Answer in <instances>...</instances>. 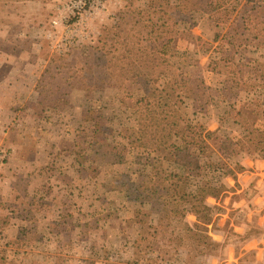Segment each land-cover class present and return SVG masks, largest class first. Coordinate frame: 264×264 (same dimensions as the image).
Listing matches in <instances>:
<instances>
[{"label":"rangeland","instance_id":"obj_1","mask_svg":"<svg viewBox=\"0 0 264 264\" xmlns=\"http://www.w3.org/2000/svg\"><path fill=\"white\" fill-rule=\"evenodd\" d=\"M64 1L0 0V20L8 35L16 36L19 32L31 36L43 34V23L48 18L46 15L59 11ZM194 1L199 5H207V0ZM240 1L238 21L233 34L237 43L244 44L247 37L246 21L249 17H264V0ZM192 3V0H180L171 4V8L178 13H192L193 21L178 23L179 34L170 54L153 55L146 47L135 57L124 54L122 44L119 43L123 41V35L119 34L120 26L117 23L121 19V24L132 26L138 19L148 21L154 18L156 11L147 6L146 0H118L116 12L120 18L104 24L100 33L97 27L92 29L91 21L107 8L92 14L80 27L65 28L55 24L53 28L49 27L52 36L42 44L43 59L38 56L27 58L32 64L38 63V68L36 66L33 70L26 71L23 76L28 78L24 85H5L2 82L4 75L0 70V98L18 99L17 102L13 101L16 106H12L13 102L9 98L0 102L8 110L13 109L11 117H7L5 109L0 110V149H11L8 160L0 170V216H7L13 211L10 224H0V264H118L139 258L137 254H133L132 245H128L125 249L118 247L113 258H103L102 262L95 263L92 249L97 245V240L82 239L76 233L69 232L67 222L61 226V233L49 234L50 229L62 220V213L74 211V202L58 194L60 188L55 185L47 191L43 210L32 215L36 207L22 204L21 199L16 200V183L21 175L25 179L30 176L32 170L29 165L33 159L41 156L46 143L58 142L63 152H69L73 148L72 139L65 132L61 134L66 126L84 129L97 147L109 143L118 151L126 152L130 129L127 118L129 110L140 106L152 113L166 108V104L156 108V102L148 106L153 98L148 87L158 85L160 73L157 69L162 66L171 67L176 55L189 60L197 59L201 67L196 75L177 72V82L185 91V102L178 111L176 126H170L165 131L160 147L144 155L143 164H123L111 168L112 180L123 184L127 178L125 175L134 178L144 171H151L153 158L164 154V141L167 139L174 144L178 162L168 163L165 168L173 172L176 179L197 175L199 185L192 186L191 191L207 195L210 203L218 205V226L210 227L213 238L222 241L223 232L220 228L234 227L231 222L240 223V227L244 229H235L243 232L242 234H252V238L243 242L239 236L226 230L229 241L226 242V248L219 250V257L199 254L195 241L188 239L181 246L177 260L166 261L165 264H264V228L254 229L249 226L245 229L244 225L247 208L254 210L253 218L264 222V77L251 86L258 101L256 122L246 127L232 126L233 119L227 116V109L222 101L227 99L237 102L240 97H234L236 93L241 97L246 95L239 91L241 82L228 74L222 83H218L217 79L221 76L207 72L212 54L208 44L212 43L214 48L217 47L223 37L221 34L218 39L217 33H224L227 28L226 25L219 24L216 13L195 11ZM54 16L57 18L58 14ZM89 19L90 27L87 24ZM25 35L22 39L26 42ZM197 37L202 40L198 41ZM223 41L226 45V40ZM260 42L264 45V38ZM98 50L100 54L108 55L110 52V55L100 57L96 55ZM224 51L226 52V46ZM246 56L248 59L251 57ZM257 66L264 70L262 62H258ZM5 71L14 74L13 70ZM129 92H134L139 97H130ZM20 97L27 99L25 105L21 103ZM35 97H61V101L65 103L61 102L55 110L48 102L40 104L39 101H33ZM174 100L175 97L172 102ZM237 104L242 108L243 103ZM157 116L162 120L160 114ZM220 120L225 134L228 130L235 138L247 135L251 142L245 150H217L211 157L201 156L196 148L195 131L199 129L197 123L216 130L220 126ZM12 125V130L6 136L5 131ZM15 148L14 153L12 149ZM226 171L227 175L224 173L221 176ZM232 176L237 181L232 180ZM237 190L241 196L238 202L242 211L233 216L231 212L226 213L229 201V198L226 200V194ZM227 191L230 192L226 193ZM213 198L216 199L211 200ZM68 207L70 208L67 209ZM103 217L112 220V226L124 233L125 237L133 238L139 231L140 226L130 221L128 216L119 218L116 213L109 212L103 214ZM189 219L195 221L196 217L190 215ZM227 223L231 224L226 225ZM23 228L27 229L26 232L22 231ZM149 233L152 238L161 242L159 250L169 247L165 230L151 229ZM121 243L118 242V246ZM146 257L154 255L148 253Z\"/></svg>","mask_w":264,"mask_h":264},{"label":"trees","instance_id":"obj_2","mask_svg":"<svg viewBox=\"0 0 264 264\" xmlns=\"http://www.w3.org/2000/svg\"><path fill=\"white\" fill-rule=\"evenodd\" d=\"M179 1L146 0L147 6L156 11L154 18L148 21L138 19L132 26L121 24L120 19V24H117L120 26L119 34L123 35V41L119 43L122 44L124 54L135 57L144 47L153 55L172 53L174 40L179 34L178 23L193 21L192 13H178L171 8V4ZM192 2L193 10L216 13L219 24L226 25L227 28L226 32L217 33L218 39L223 35L217 47L214 48L212 43L208 44V49L213 55L209 57L207 72L221 76L223 79H217L218 83H222L228 74L241 82L240 90L246 95L241 97L236 93L234 97H240L237 102L243 103L242 108L237 102L227 99L222 101L227 109V116L233 119L232 126L246 127L254 124L258 101L251 86L256 80L264 77V70L257 66L258 62L264 64V45L260 42V39L264 38V17H249L245 25V43H237L233 31L238 21L240 0H207L206 6L199 5L194 0ZM196 39L202 40L200 37ZM223 40H226V45ZM106 54H100L98 50L96 55L109 56L110 52ZM246 55L251 57L248 59ZM175 57L171 67L162 66L157 69L160 73L158 85L152 84L148 87L153 97L148 106L156 102V108L165 104L166 108L152 113L140 106L129 110L127 118L130 129L126 152L118 151L109 143L97 147L84 129L66 126L61 134L65 132L72 139L73 148L69 152H63L58 142L46 143L41 156L33 159L29 165L32 170L30 176L25 179L24 175H21L16 183V200L21 199L22 204L36 207L32 215L43 210L47 191L55 185L60 188L58 194L74 202V211L62 213V220L50 229L49 234L61 233V226L67 222L69 232L76 233L82 239L97 240V245L92 249L95 263L102 262L103 258H113L114 251L119 250L118 247L125 249V246L132 245L133 254H137L139 258L118 264H165L166 261L177 260L181 246L188 239L195 241L199 254L219 257V250L226 248V242L229 241L226 230L239 236L243 242L252 238V234H242L234 228L222 227L220 229L223 232V240L217 241L213 238L210 227L218 226V205L210 203L207 195L191 191L192 186L199 185L197 175L176 179L173 172L165 168L168 163L178 162L174 144L167 139L164 141V154L153 158L151 171H144L134 178L125 175L127 178L123 184L112 180L111 168L123 164H143L144 155L160 147L165 131L170 126H176L178 111L185 102V91L177 82V72L196 75L201 67L197 59L180 58V55ZM128 96L139 97L134 92H129ZM60 98L42 97L39 103L48 102L57 110L61 102L65 103ZM159 114L162 120L158 118ZM219 124L216 130H211L206 125L197 123L199 129L195 131L196 148L201 156L211 157L217 150L232 152L235 148L245 150L248 147L251 142L249 136L232 137L228 130L225 134L222 120ZM224 173L227 174V171L221 176ZM80 199L81 202H78ZM109 212L116 213L119 218L130 217V221L140 226L139 231L133 238L125 237L124 233L112 226V220L103 217V214ZM12 213L13 211H10L7 216H0V224L9 225ZM190 215H194L196 220H190ZM151 229L165 230L166 240L172 246L159 250L161 242L151 237ZM26 230L22 229L24 232ZM118 235L120 239L116 237ZM118 242H122L121 246H118ZM18 243L20 244L19 241ZM148 253L154 257H146Z\"/></svg>","mask_w":264,"mask_h":264},{"label":"crops","instance_id":"obj_3","mask_svg":"<svg viewBox=\"0 0 264 264\" xmlns=\"http://www.w3.org/2000/svg\"><path fill=\"white\" fill-rule=\"evenodd\" d=\"M116 1L118 2V0H112L109 3V5L107 6V9L91 21V26H92L93 30L95 29V27H97V29H99L98 33H100L101 30L104 28V26L107 23H109V22L111 23V21L114 22V20H117L120 18L117 15L118 5L116 4ZM53 13L58 14V16H59L58 11H54ZM53 13H52V15H46L48 18L46 20H44V23H43V24H45L42 27L43 28V34L38 33L36 35L34 34L33 36H31L30 34L25 35V33H20V32L16 36H13L11 34L8 35V32L3 27V21L0 20V59H2V62L0 61V70L2 71V74L4 75L2 77L4 79L2 82H4L5 85H7L9 87H13L16 85L17 86L18 85L19 86L24 85L25 80L28 78V76L27 77L23 76L26 73V71L27 70H33L36 66H37L36 69L38 68V63H36L37 65L35 63L32 64L31 62H28L27 58L32 59L34 56H38V58H40L41 60L43 59L42 56L44 55V52L42 51V44H43V42H45L46 38H50V36H52V34L50 33V31L48 29L51 26L53 28L54 20L57 19V18H55ZM89 22H90V19L87 21L88 26H89ZM60 26L65 27V28H69V26L67 24H63V23L60 24ZM44 29H46V31ZM23 35H25L27 37L26 42L24 41V39H22ZM44 58H46V57L44 56ZM5 70H13L14 74H10L9 72H6ZM21 71L24 73H21ZM230 76H232V75H230ZM22 77H23V79L21 80ZM232 77L234 79H236L234 76H232ZM237 81H239V80H237ZM239 91H240V93L243 92L240 90V87H239ZM5 98L11 99L12 102L18 101V99H16L17 97H1L0 102H3V100ZM24 98L25 97H20V101H21V103H23L25 105L26 104L25 100H27V99H24ZM41 98L42 97H35L33 99V101L38 102ZM15 102L12 103V106H16ZM2 109H5L6 112L8 113L7 117H11L13 109L8 110V108L0 105V110H2ZM20 113H22V112H20ZM12 128H13V125L11 127L7 128V131H5L4 134L7 136V133H10ZM3 141H4V139L1 140V142H3ZM15 151H16V148L12 149V152L15 153ZM227 179H230V178H227ZM231 179L234 181L235 180L237 181V178H233V176ZM228 192H230V191H227L226 193H228ZM227 198H229V201H228V206L226 208V213L231 212V214L232 213L234 214L233 216H235V214H237V213L241 214L242 207H239L241 205H240V202H238V200L241 199V196H240L238 190L234 191V192H230L229 195L226 194V200H227ZM215 199L216 198H213L211 200H215ZM243 210H245V208ZM253 211L254 210L252 208L246 209L247 215L245 216L246 217L245 218L246 221L244 224V225H246L245 229L248 228L249 226H250L249 228L257 227L259 229H263L264 228V222L261 223V222H259L258 218H255V217L253 218ZM231 223L233 224L232 226H234L231 228H234L235 231H237L236 229H244V228L240 227V223H237V224H239V226L237 224H234L233 222H231ZM231 223H227L226 225H230ZM226 229H229V227L226 226ZM237 232H239V231H237ZM239 233H243V232H239Z\"/></svg>","mask_w":264,"mask_h":264},{"label":"built area","instance_id":"obj_4","mask_svg":"<svg viewBox=\"0 0 264 264\" xmlns=\"http://www.w3.org/2000/svg\"><path fill=\"white\" fill-rule=\"evenodd\" d=\"M112 0H66L60 10L59 16L54 20L55 25L67 24L68 26L80 27L92 14L107 8ZM10 153L0 149V170L6 163ZM1 201V197H0Z\"/></svg>","mask_w":264,"mask_h":264}]
</instances>
